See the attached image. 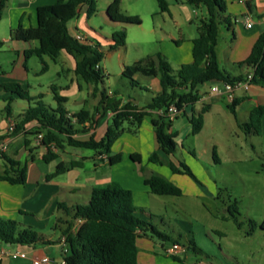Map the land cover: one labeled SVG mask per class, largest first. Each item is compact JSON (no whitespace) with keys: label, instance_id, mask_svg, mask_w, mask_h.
<instances>
[{"label":"trees","instance_id":"obj_1","mask_svg":"<svg viewBox=\"0 0 264 264\" xmlns=\"http://www.w3.org/2000/svg\"><path fill=\"white\" fill-rule=\"evenodd\" d=\"M9 0H0V21ZM160 13L170 11L168 0H157ZM178 4L193 5L197 8L203 6L207 11L205 19L200 21L199 36L193 40V61L182 65L174 71L169 61L162 55L146 58L127 66L121 77L130 81L131 85L139 86L135 79L142 75L159 80L160 92L144 107L134 103V99L125 101L120 97V92L115 91L113 96L107 95L100 89V111L103 115L111 112L112 124L100 140L93 135L87 139L78 137L85 133L84 124L93 121L91 112L81 110L70 114L66 108L67 99L61 96L59 88L52 85L51 89L57 102L55 109L48 108L44 103L38 102L36 106L29 107L21 120L16 123L15 133L21 132L25 126L37 122L36 134H42L41 144L46 148L43 161L51 163L59 158L58 151H63L66 146L77 149H90L100 153H111L113 144L120 138L125 122L132 127L140 128L146 116H152V124L158 148L150 155L149 162L159 165L166 164L173 173L187 174L194 177L188 166L181 162L165 160L164 154L173 157L176 153V134L171 132L173 121L162 115H154L157 110L166 109L175 104L183 111L192 126L191 133L196 136L204 127V114L209 111L205 106L196 116L194 110L188 115L187 109L193 108L200 100L199 88L212 82L233 83L243 78L231 77L221 66L218 59V40L220 25L225 23L228 27L233 25L230 16H224L227 11L225 0H175ZM122 0H113L107 8V17L111 23L125 26L140 25L138 16L122 13ZM86 6V15L92 17L97 12V0H57L52 5L37 8L36 27L23 28L21 25L15 31V37L23 42H38V47L24 52L26 61L36 56L42 64V73L48 71L49 66L44 57H49L56 62L62 51L75 58V74L85 83L94 84L95 91L106 78L101 69L104 60V51L99 44H92L87 40L80 41L70 31L68 23L79 16L80 8ZM127 33L125 30L116 32L112 36L113 44L109 50H115L126 44ZM3 42L0 41V48ZM240 66L246 65L254 70V85L264 88V34L256 41L250 56ZM3 89L7 93H17L22 99H27L18 83L4 84ZM12 98H6V101ZM239 100H234L229 106L230 112L237 117ZM11 115V105L5 108ZM264 117V105L254 107L249 114L246 124L247 133L260 135L262 133V120ZM80 126V129L76 127ZM4 139L0 137V140ZM57 150V152L54 151ZM10 165V171L0 177L14 185H24L28 178V167L22 165L1 152ZM120 154L110 156V165L121 161ZM130 159L135 163H141L140 154H132ZM73 166H77L74 162ZM67 171L64 164L60 163L57 172L47 176L51 180L57 175ZM153 195L181 197L183 191L180 187L160 174H152L145 180ZM59 208H65L67 214L72 216L64 231L66 250L63 252L65 264H139L138 241L150 234L158 235L164 241H173L171 237L160 233L150 222L138 216L142 213L134 206V197L131 190L124 188L118 182H112L103 187L92 189L88 204L78 205L72 209L63 204ZM238 212V208H235ZM76 232H72L75 222H79ZM0 243L10 246H32L45 244L41 233L33 227H21L17 221L0 219ZM189 249L200 251L194 242L189 243ZM170 257L176 261L180 259L175 255ZM237 264V263H236Z\"/></svg>","mask_w":264,"mask_h":264},{"label":"rangeland","instance_id":"obj_2","mask_svg":"<svg viewBox=\"0 0 264 264\" xmlns=\"http://www.w3.org/2000/svg\"><path fill=\"white\" fill-rule=\"evenodd\" d=\"M99 1L100 8H104L103 0ZM134 4L136 3L131 0L124 1L125 13H134L129 10ZM198 12L199 19L195 20V24L200 25L201 15H206L205 7L201 6ZM140 13L143 17L141 24L143 21V28H147L150 23L149 18H146L144 12ZM231 18L235 26L234 16ZM92 23L95 31L100 33L92 38L104 50L101 67L107 74L103 83L99 85L100 89L119 90L125 99H136L140 101V107L146 106L152 97L157 95L153 90H149L150 83L153 81L157 84L158 79L141 75L140 78H135L140 85L134 87L128 79L121 75L123 65H133L145 58L147 53H150L151 47L149 45L137 46L135 42L129 40L125 47L110 51L109 44L106 42V38L111 39L109 26L106 23V12L95 14L92 17ZM3 24L0 25L1 36L7 33V28ZM69 26L72 30L74 29L72 23ZM132 28L137 27L132 26ZM78 30L83 32L81 28ZM219 42L222 44L221 38ZM22 65L27 73L21 75ZM48 65L49 70L42 73L43 67L38 57L32 56L22 64V57L11 50L9 44L0 50V124L7 115L5 108L8 104L11 105L12 116L17 121L21 120L22 114L29 107L36 106L38 102L44 103L48 108L57 107L51 86L65 89L66 86L71 85L72 75L61 73V69L65 71L69 68L64 56L60 57L57 63L48 59ZM174 67L173 69H176ZM223 67L229 69L226 64ZM230 73L235 74L233 71ZM10 83H18L27 99H22L17 93L5 92L3 85ZM83 85L86 86L85 83ZM60 93L68 98L67 108L71 111L81 110L73 104L76 99L74 94L78 93L77 86L74 91ZM8 97L12 100L6 101ZM201 106L197 104V109L199 110ZM223 106L222 108L215 107L214 113L208 116L207 127L199 135H192V126L184 117L172 123L171 131L176 134L174 141L177 147L173 158L176 162L188 166L194 177L187 174H173L166 164H150V156L145 155V164L154 166L155 174H161L164 177L172 175L178 179L181 187L177 186L182 189L183 195L181 197L152 195L149 198L142 193L139 187L136 188L134 206L143 213L145 212L144 214L138 213L139 217L152 223L160 233L173 240H180L184 249L189 247L187 239H194L200 251L196 252L190 248L186 253L179 254L183 260L186 258L188 264L199 262L203 264H264V118L262 133L260 135L249 134L246 124L249 121L251 108L248 107L247 111L241 110L235 117L225 105ZM239 107L237 109H240ZM192 112V108L189 107L188 115ZM195 114L198 116V111ZM110 123L112 124V120ZM121 129L124 131L120 136L119 148L124 152L125 160H129L125 152L129 148L127 143L135 141V138L144 132V128L142 126L132 127L125 122ZM30 130L37 131L36 128ZM15 134L14 132L12 136ZM39 146L41 147L42 144L39 143ZM12 149L10 148L9 151L10 156H13ZM95 152L90 149L68 147L67 153H62L59 160L50 163V175L57 172L61 161L67 165L72 160L79 159L81 156H92ZM27 155L28 153L22 148L19 159L24 162ZM164 159L166 160L165 157ZM128 164L129 162L122 163L114 174H126ZM81 172L83 180L91 178L95 172L93 161H84ZM52 179L56 184L48 187L46 191L50 192L49 195H53L54 192L59 195L62 192V185L59 183L66 180L67 175L60 174ZM33 188L35 189L33 185L29 187V189ZM39 188L41 192H44L42 185ZM62 199L66 203L71 200L65 197ZM31 201L27 202L26 209L35 208L36 204ZM45 201H48L47 198H43L42 203ZM79 204L86 205L83 200ZM235 208H238V212ZM28 214L34 215V213ZM57 216L60 219L65 216V213L60 211ZM19 218V221H14H17L21 227H34L39 233H45V235L59 236L61 234L60 228L53 230L55 219L50 225L52 229L46 230V224L37 218L31 216H20ZM63 227L61 226V229ZM149 237L159 244L161 254L163 250L160 243L165 242L168 247H172L173 241H163L156 234H150ZM163 256L170 262L174 261L165 254ZM10 260L13 264H32L28 258Z\"/></svg>","mask_w":264,"mask_h":264},{"label":"crops","instance_id":"obj_3","mask_svg":"<svg viewBox=\"0 0 264 264\" xmlns=\"http://www.w3.org/2000/svg\"><path fill=\"white\" fill-rule=\"evenodd\" d=\"M112 1L113 0H103L105 7L100 8V1L97 0V12L95 13L99 14L106 12V23L109 26V35L111 36V39L106 38V42L109 44V46L113 44V34L125 30L127 33L126 43L127 41L131 40L132 42H135L137 46L149 45L151 47L149 51L150 53H147L145 58L141 60L156 56L157 54H162L169 61L172 68L173 66H175L174 68L176 69H173L174 71L178 70L182 65L189 64L193 61V40L197 38L200 26L195 24V20L199 19L198 9L200 7L197 8L193 5L178 4L175 2V0H168L170 4V11L167 13H160L157 0H154V2L153 0H131L136 3L133 7H131V9H129L134 13L127 14L123 9V3L124 1L128 0H122V13L124 12L125 15L139 16L142 20L143 17L142 15H140L142 13L140 12H144L146 18H149L150 23L148 24L147 28H143V21L140 25H133L134 27H137L139 29L137 31L135 30L137 28L133 29L132 26L114 24L109 21L107 17V8L112 3ZM225 1L227 4V11L223 17L234 16L235 26L232 25L231 27H228L225 23H222L220 25L219 40L221 38L223 42L221 44L218 40V59L220 66L231 77L244 78L248 73H250L251 68L246 65L240 66L239 63L245 61L250 56L254 44L264 34V0ZM56 2L57 0H9L0 21V25L4 23L3 25L7 28V33L2 36L0 35V41L3 42L0 50L4 48L6 44H9V47L11 46V50L15 51L19 56L22 57V64L24 63V61L26 62L24 52L26 50L38 47V42L19 41L15 37V31L19 27V25H21L23 28L36 27L38 24L37 8L40 6L52 5ZM206 16L207 11L206 15H201V20L205 19ZM92 17H87L86 6H82L80 8L79 16L70 21L68 23V27L75 36L80 35L84 38V40L87 41H89L91 38L92 40H90L89 42H91L92 44H99L96 43L92 38L100 34L94 29ZM249 19L253 21L251 28H247L246 26ZM70 23H72L74 27L73 30L69 26ZM79 28L83 29V32H79ZM20 42L24 44H19ZM125 46L126 44L119 48H123ZM62 56H64L65 60L68 62L69 68L65 71L64 69H61V73H63L64 75H72V79L71 85L66 86L65 89L58 87V93L61 95L60 92L74 91L75 86L78 87V93L74 94V96H76V99L73 101L74 106L80 107L81 110H87L91 112L93 116V121L86 122L84 124L86 132L79 134L78 137L87 139L91 135H93L97 140H100V138L104 136L106 129L110 124L113 113L109 112L106 115H103L101 113L100 102L102 97L100 87L98 86L97 90L95 91L94 84L85 83L80 77L75 74V58L70 56L65 51L61 52L60 57ZM44 59L47 64L48 59L51 60L47 56L44 57ZM57 61L55 63H57ZM224 64H226L229 69L223 67ZM127 66L130 65H123L122 73ZM18 69H20V67H18ZM21 69V75L22 73H27L24 65L21 66ZM102 71L105 74V69H102ZM231 71H233L235 74L230 73ZM105 76H107V74H105ZM140 76L141 75H137L135 78H140ZM83 83H85L86 86H84ZM216 84L217 82H212L202 85L199 88L200 100L197 103L201 104L202 106L199 110L197 109V104L192 108L194 112L198 111L199 113L203 107H209V111L204 114V127L202 129V132L207 127L208 116L214 113L215 107L218 106L222 108L224 107L223 105H225L227 110L230 112L228 106L232 102L228 99V97L223 94L211 93V88ZM150 85L151 88H149V90H153L154 94H158L160 92L159 80H157V84L156 82L152 81ZM104 90L110 97L113 96L115 91L119 92V90ZM155 96L156 95H154L153 97ZM64 97L67 99V102L65 104L67 108L68 98L66 96ZM120 97L124 100V102L131 100V98L125 99L121 94ZM90 98H92V102H90ZM236 99L240 101V107L238 105L240 109H237V114L243 109L247 111L249 110V108H251L250 110H252L258 105H264V88L258 85H253L249 91L239 92L235 100ZM134 100V103L140 107V101L136 99ZM67 110L70 114L79 112L71 111L69 108H67ZM154 115H156V113H154ZM181 117L187 119V117L183 115L179 116L178 118ZM178 118H176L175 120H177ZM152 119V116H146L141 125L144 128V132H141L138 138H135V141H130L129 143H127L129 148L126 149L125 152L129 160H125L124 152L119 148V141L121 140L120 137L113 144L110 154L106 152L100 153L96 151L92 156H81L79 157V159L70 161L67 165H65L61 161L60 163L64 164V166L67 168V171L63 173L67 175V179L59 183L62 185V192L59 193V195H57L56 192H54L53 195H49L50 192L46 191L47 189H49L48 187H50L51 185H55L56 182L54 181V179L47 180V176L51 174V171L49 168L50 163H46L42 159L44 154L46 153V148L43 145L40 147L38 142V135L42 134H36L37 131L30 130L32 128H36L37 130L39 124L37 122L29 123L21 132L16 133L14 136H12L8 142V149L4 152V155L20 162L22 165H27L28 178L26 184L24 185H14L10 184L7 181L0 180V219H12L19 221L20 216H31L33 218H37L41 222H44L46 224V230L52 229L50 225L55 219L56 222L53 230L60 228L61 234L59 236H52L41 233L46 243L32 246H4V244L0 243V251L5 250L26 252L28 254V261L32 264L35 258H42L45 255H47L52 260V264H65L63 257L65 248L62 240L65 238L63 234L68 226V222L72 219V216H69L67 214L65 208H59V204H63L69 209L81 205L79 204V202H81L82 200L83 202L88 204L93 188L103 187L112 182H118L124 188L131 190L133 193L134 201L136 188L139 187L142 189V193L150 198L153 194L151 193L150 188L145 184V180L152 174H154L155 170L154 166L145 164V155H147V157L150 156L153 151L158 148ZM12 122L18 123L19 121L14 119L11 113V115L7 114L0 124V137L4 138L0 140V148L7 137L6 135L8 126ZM76 128L80 129L81 127L77 126ZM68 147L69 146H66L63 151H58L59 158L57 160L61 158L62 153H67ZM10 148H13V156L9 155ZM22 148L25 149V152L28 153L24 162L19 159ZM54 151L57 152L56 149H54ZM117 154H120L122 156L121 161L115 165H110L109 157ZM132 154H140L142 162H133L130 159V156ZM0 156H2L1 153ZM161 157L163 159L165 157L166 160L175 161L173 157H168L164 154H161ZM87 160L93 161L95 172L91 176V178L83 180L81 177V169H83L84 167V161ZM74 162L77 164V166H73ZM124 162H129L127 173L123 175L114 174L115 171L119 169ZM133 164L135 165L133 166ZM150 164L154 165V163ZM10 170V165L8 164L6 159L0 157V177ZM107 173H109V175H107ZM166 178L175 183V185L181 187L176 177L168 175V177ZM31 185H33L35 189H29ZM41 185L44 187V192H41L39 190V187ZM83 193L85 196L84 198ZM62 197H65L67 199L69 198L71 200L69 201V203H66L65 201H62ZM43 198H47L48 201L42 203ZM30 200H32L31 202L36 204L34 209L25 208L27 202H29ZM60 211H63L65 213V216L58 219L57 215ZM28 213H34V215H29ZM144 213L142 212V214ZM150 217H152V215H150ZM61 226H64L63 229H61ZM78 226L79 222H75L72 232H76ZM176 240L177 242H172V247H168L165 242L160 243V247L163 250V255L165 254V256L169 258H171L170 255H175L180 259V261H176L173 259L174 261L170 262L169 260H167V258L159 253V244L154 242V240L149 236H146L138 241V247L140 250L138 255V263L188 264L186 262V258L183 260L179 256L180 253H186L189 250L188 247L185 248L182 252L171 253L173 245L175 244H179L184 248L181 241L178 239ZM187 240L188 243L194 242L193 238H189ZM10 259L11 258L6 257L0 261V264H13ZM195 264L203 263L199 262Z\"/></svg>","mask_w":264,"mask_h":264},{"label":"built area","instance_id":"obj_4","mask_svg":"<svg viewBox=\"0 0 264 264\" xmlns=\"http://www.w3.org/2000/svg\"><path fill=\"white\" fill-rule=\"evenodd\" d=\"M252 23L253 21L249 19L246 24L247 28H251ZM76 38L80 41L84 40V38L80 35H77ZM253 79H254V70L251 68L250 73H248L246 77H244L241 80H237L233 83L217 82V84L211 88V93L226 95L228 99L231 102H233L237 97V95L239 94V92H247L251 89V87L254 85ZM155 113L158 115L166 116L170 120L174 121L176 118H178L183 114V111L179 109L177 105L172 104L166 109L157 110ZM15 130H16V123L12 122L8 126L7 135H6L7 137L0 148L1 152H5L8 149V142L12 137V135L14 134ZM42 138H43L42 135H38L39 143L42 142ZM62 242L64 244V248H65L64 250H66V239L64 238ZM180 251H184V248L182 246H180L179 244L173 245L171 253L180 252ZM6 257L11 259L27 258L28 254L22 251H5V250L0 251V261ZM33 264H52V260L47 255H45L42 258H35Z\"/></svg>","mask_w":264,"mask_h":264}]
</instances>
